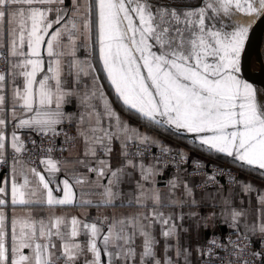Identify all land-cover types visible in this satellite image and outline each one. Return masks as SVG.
<instances>
[{"label":"snow or ice","instance_id":"6c2138e0","mask_svg":"<svg viewBox=\"0 0 264 264\" xmlns=\"http://www.w3.org/2000/svg\"><path fill=\"white\" fill-rule=\"evenodd\" d=\"M237 12L260 18L264 0H259V7L255 0H204L203 6L179 8H154L149 0H70L69 7L65 0H0V58L8 63L14 85L8 140L6 75L0 72V163H6L8 146L14 153L11 178L0 186V264H58L61 259L64 264H80L81 257L83 264H104L102 253L107 264H118L121 258L127 264L137 256V237L143 241L140 264H171L169 259H156L157 241L151 231L157 221L165 238L176 230L172 215L156 210L164 206L160 190L145 187L144 182H154L157 175L154 165L139 164L141 180L131 197L124 198L140 209L151 204L148 212L104 216L91 223L76 216L49 213L36 219L30 212H15L17 205H92L91 199L77 200L75 189L85 186L94 190L97 207L113 206L122 177L137 167L128 157L143 156L139 146L155 143L114 110L98 83L95 65L77 57L81 40L94 44L101 70L128 111L149 125L195 134L193 143L198 140L201 148L264 170V102L250 82L257 73L250 72L247 53L255 26L217 24L221 16L230 19ZM71 76L77 85L83 77H91L92 84L72 88L66 83ZM17 77L22 78L19 85ZM73 99L83 108L75 117L64 110ZM65 120L75 123L77 135L69 139L82 141V157L56 159L52 147L44 149L33 140L36 151L47 153L36 162L42 170L22 159L28 149L17 130L55 137ZM115 141L120 142L123 160L113 168ZM130 142L136 145L134 152ZM161 150L171 151L163 146ZM87 174H94L95 180ZM9 185L10 227L4 210L9 206ZM241 215L232 212L233 220ZM252 230H257L255 225ZM258 231L264 235V223Z\"/></svg>","mask_w":264,"mask_h":264},{"label":"crops","instance_id":"0c3cea01","mask_svg":"<svg viewBox=\"0 0 264 264\" xmlns=\"http://www.w3.org/2000/svg\"><path fill=\"white\" fill-rule=\"evenodd\" d=\"M65 6H70V0H65ZM6 28V26H5ZM93 28H95V12L93 11ZM54 30V29H53ZM4 40H7L6 31L4 34ZM95 40V31L93 30V41ZM77 57L81 60L88 59L95 65L96 75L99 76V85L102 86L103 92L111 102L114 110L119 116L127 121L132 127L139 130L140 133L152 138L155 143L153 145H160L172 150L179 151L181 153L190 155L192 157L199 155L193 153V150L184 147L183 145L171 141L165 137L158 130L142 121H139L127 113L122 107H120L115 97L108 90L103 83V78L100 74V63L98 60V53L94 44L91 41L81 40L79 42V48L77 50ZM6 81L4 86V94L6 96V103L4 108L5 120H6V138L10 140V135L13 131V124L11 120V100L13 79L9 74V65L5 72ZM17 85L22 83V78H16ZM67 84H70L72 88L83 89L84 84L91 86L92 78L83 77L79 85L75 82V77H68ZM66 115L76 116L78 112H83V108L80 106L79 101L73 99L71 102L64 105ZM68 124L74 128L75 135H77V129L75 123L72 120H65L61 125ZM58 125L57 129L61 126ZM20 137L23 139L27 129L17 130ZM113 151L111 153L110 161L113 168L119 167L123 157L121 156V145L119 141L113 143ZM83 145L82 141L73 139L71 144L64 147L63 157L59 160L68 158L74 161L78 156L82 157ZM13 150L10 146L7 147L5 152L6 165L0 163V186H4L3 182L11 178L12 164H13ZM100 155H103L102 153ZM129 158V157H128ZM133 159L137 164L135 169L129 168L128 175L122 177L119 185L120 196L113 206H96V197L94 190L85 186L83 188L77 187L75 189L77 200L91 199L92 205L80 206L76 204L74 206H56L49 208L47 205L33 204L27 206L17 205L15 212L17 214L31 213L36 219L47 217L49 213H54L57 216L67 215L69 217L76 216L86 222H95L98 218L102 219L104 216L112 217L113 215L127 216L136 211L148 212L151 210V204L147 208L140 209L136 206H130L125 200V197H131L136 191L137 181L141 180L139 164L143 162L145 167L154 165L157 169V175L154 177V182H144L146 188H155L160 190L161 200L163 207H159L156 210L162 211L166 216L171 214L173 217L172 222L176 225L175 235L165 238L161 235L163 230L159 221L155 222L152 227V234L157 241L155 245L156 259L165 260L169 259L171 264H196L199 252V247L203 239L217 226H225L237 233H243L256 239H264V235H261L258 231V227L261 223H264V205L261 203V198L264 197V170H260L258 167H250L247 165L241 169V172L236 178V182L233 186L227 188H213L205 191L196 189L195 185L198 182V177L188 176L184 172H172L166 170H159L157 166L151 160H145L141 158H129ZM41 165L38 170H42ZM79 172L84 173V169H78ZM92 180H95L94 174H87ZM64 176L61 175L60 179ZM107 183V180L103 181ZM170 182L175 184L172 187ZM246 185H250V189H246ZM188 189L191 191L189 192ZM62 195V193H60ZM2 198V197H0ZM9 206L4 210L10 219L12 216L13 208L10 206V185H9ZM175 200L177 203L170 204L169 202ZM233 210L241 212L242 215L236 220L232 218ZM256 226L257 230L253 231V226ZM106 232V226H105ZM83 240L84 237L78 238ZM142 238H136V252L137 256L134 259H130L127 264H140L139 254L142 252ZM59 254V252L57 253ZM89 258L91 254H88ZM102 259L104 264H107V257L102 253ZM151 259V258H146ZM84 258H80V264H83ZM118 264H125V261L121 258ZM154 264V262H153Z\"/></svg>","mask_w":264,"mask_h":264},{"label":"built area","instance_id":"2783aa9c","mask_svg":"<svg viewBox=\"0 0 264 264\" xmlns=\"http://www.w3.org/2000/svg\"><path fill=\"white\" fill-rule=\"evenodd\" d=\"M7 66L6 60L0 58V72H5ZM57 132L59 135L51 137L27 131L23 140L28 152L23 153L22 159L30 166L40 168L41 165L36 163L38 157L47 153L36 151L31 143L33 140L44 149L52 147L53 156L56 159L62 158L64 147L73 142V139L69 138L74 137L75 131L72 126L63 124ZM139 147L143 156L130 155L129 158L151 160L159 170L184 172L188 176L198 177L195 187L201 191L233 186L241 172L240 168L206 154L192 157L183 153L181 156L179 151L172 149L170 152H163L160 145L148 144ZM129 149L134 152L136 145L130 142ZM58 264H64V260H59ZM196 264H264V239H256L225 226H217L201 242Z\"/></svg>","mask_w":264,"mask_h":264},{"label":"rangeland","instance_id":"374dc122","mask_svg":"<svg viewBox=\"0 0 264 264\" xmlns=\"http://www.w3.org/2000/svg\"><path fill=\"white\" fill-rule=\"evenodd\" d=\"M149 3H151L154 8H157V7L179 8L181 6H203L204 0H149ZM255 4L257 7H259V0H255ZM257 20H258V17L256 14H249L245 16L237 12L236 14L232 15L230 19L228 17L221 16L219 21H217V24L219 25L220 22H223L224 24H228L230 23V21H235V22H239L245 25H254ZM260 53H261V59L264 65V32L262 34V39H261V44H260ZM100 74H101V77L103 78V83L108 88V90L112 93V95L115 97L117 104L135 119L148 124L147 122L142 120L138 115H136L134 112L128 111L122 105V103L117 99L114 93V90L109 85V82L106 79L104 72L101 70V67H100ZM250 82L253 83L254 86L258 89V100L260 102H264V87L260 85L259 83L253 81L252 79H250ZM150 126L156 128L158 132L162 133L165 137L169 138L171 141L177 142L183 145L184 147H187L193 150V153L195 154L197 153V154L210 155L211 157L218 158L222 161H225L227 164L236 166L240 169L245 167L241 165L242 162L236 161L233 157H229L226 154L217 153L215 151L209 152L206 149L201 148L198 140L195 143H193V140L195 139V134L185 133V132L177 133L174 129L166 130L164 127L153 126V125H150Z\"/></svg>","mask_w":264,"mask_h":264},{"label":"water","instance_id":"95a60500","mask_svg":"<svg viewBox=\"0 0 264 264\" xmlns=\"http://www.w3.org/2000/svg\"><path fill=\"white\" fill-rule=\"evenodd\" d=\"M255 26V32L256 36L251 44V46H247V53L249 56V70L251 73H257V75H254L251 79L260 85L264 87V75H260L259 73L264 70V65L261 59V53H260V44L262 39V34L264 32V16L258 18ZM259 62L260 66L257 69H255L254 63Z\"/></svg>","mask_w":264,"mask_h":264},{"label":"bare ground","instance_id":"6f19581e","mask_svg":"<svg viewBox=\"0 0 264 264\" xmlns=\"http://www.w3.org/2000/svg\"><path fill=\"white\" fill-rule=\"evenodd\" d=\"M255 36H256V32H255V27H254V30H253V32L251 33V37H250L251 43H250L249 46H251V44H252V42H253ZM254 66H255V69H257V70H258L259 67H261L260 64H259V62H255V63H254ZM263 67H264V66H263Z\"/></svg>","mask_w":264,"mask_h":264},{"label":"trees","instance_id":"16d2710c","mask_svg":"<svg viewBox=\"0 0 264 264\" xmlns=\"http://www.w3.org/2000/svg\"><path fill=\"white\" fill-rule=\"evenodd\" d=\"M181 153V152H180Z\"/></svg>","mask_w":264,"mask_h":264}]
</instances>
